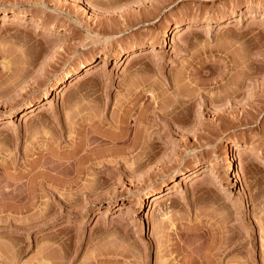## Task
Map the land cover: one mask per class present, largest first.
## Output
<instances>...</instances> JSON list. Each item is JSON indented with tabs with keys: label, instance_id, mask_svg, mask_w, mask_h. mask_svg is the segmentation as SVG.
Returning a JSON list of instances; mask_svg holds the SVG:
<instances>
[{
	"label": "rangeland",
	"instance_id": "1",
	"mask_svg": "<svg viewBox=\"0 0 264 264\" xmlns=\"http://www.w3.org/2000/svg\"><path fill=\"white\" fill-rule=\"evenodd\" d=\"M0 264H264V0H0Z\"/></svg>",
	"mask_w": 264,
	"mask_h": 264
},
{
	"label": "bare ground",
	"instance_id": "2",
	"mask_svg": "<svg viewBox=\"0 0 264 264\" xmlns=\"http://www.w3.org/2000/svg\"><path fill=\"white\" fill-rule=\"evenodd\" d=\"M66 1V0H65ZM71 1V0H70ZM120 1V0H119ZM77 3V2H76ZM78 4V3H77ZM81 6V5H80ZM174 26V25H173ZM165 35H167V33L165 34ZM167 39V38H166ZM168 41V40H167ZM139 53V52H138ZM137 57V55H134V56H132V57H130L131 59H134V58H136ZM106 59V58H105ZM79 77V76H78ZM68 84V83H67ZM64 90V89H63ZM63 92V91H62ZM58 94V93H57ZM56 95V94H55ZM39 110H40V108L39 107H36V108H33V109H31L30 111V113L29 114H32V116H35L38 112H39ZM11 115V114H10ZM25 116H27V114L25 115ZM9 120V119H8ZM11 121V120H10ZM236 144V143H235ZM236 147V149L238 150V147L237 146H235ZM240 149V148H239ZM234 150V149H233ZM231 154V153H230ZM232 158H230V159H228V170L230 169V170H233V168H234V166H233V160H231ZM226 166V165H225ZM206 170V169H205ZM198 172V171H197ZM208 172H209V174L210 175H213L214 174V172H213V170H208ZM237 173V172H236ZM214 176V175H213ZM216 178V177H215ZM95 188V187H94ZM173 189V188H172ZM173 190H171L170 188H168L167 190H166V193L165 194H162V193H157V194H154L152 197H151V199H152V204H155L156 206H160L161 205V203H162V200H163V197H164V195H167V194H170L171 192H172ZM173 193V192H172ZM248 204V203H247ZM139 208V207H138ZM248 208V207H247ZM163 217V216H162Z\"/></svg>",
	"mask_w": 264,
	"mask_h": 264
}]
</instances>
